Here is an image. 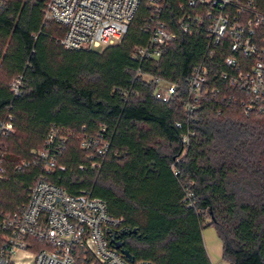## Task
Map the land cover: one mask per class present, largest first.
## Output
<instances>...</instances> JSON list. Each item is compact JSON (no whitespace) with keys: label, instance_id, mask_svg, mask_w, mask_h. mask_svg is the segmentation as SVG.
I'll return each instance as SVG.
<instances>
[{"label":"trees","instance_id":"obj_1","mask_svg":"<svg viewBox=\"0 0 264 264\" xmlns=\"http://www.w3.org/2000/svg\"><path fill=\"white\" fill-rule=\"evenodd\" d=\"M46 1L6 0L0 9V120L7 113L14 117V131L0 135L7 171L0 210L11 212L25 202L35 178L44 174L70 194L84 190L103 199L122 229L135 230L122 235L135 260L212 264L202 230L213 226L223 261L264 264V112L246 114L233 101L243 93L214 67L193 111L196 121L188 122L187 81L203 58L206 32L181 31L186 0H160V19L176 39L158 59L140 62L131 55L148 41L142 24L155 13L149 3L140 5L119 43L70 50L56 40L64 29L43 23ZM257 2L264 9V0ZM226 53L224 48L213 59ZM148 74L178 85L168 102L154 97ZM18 76L15 94L11 84ZM213 87L217 93L210 92ZM53 126L67 136L52 156L55 168L46 172L40 162L15 172L16 164L31 159V150L44 147ZM187 126L194 135L182 152ZM101 128L109 142L104 157L80 148L82 135Z\"/></svg>","mask_w":264,"mask_h":264},{"label":"built area","instance_id":"obj_2","mask_svg":"<svg viewBox=\"0 0 264 264\" xmlns=\"http://www.w3.org/2000/svg\"><path fill=\"white\" fill-rule=\"evenodd\" d=\"M5 2L0 0V9ZM143 2L155 7V13L143 19L142 29L149 34L147 43L136 46L131 56L139 62L156 60L161 49L176 39V34L160 19V0H47L43 23H55L64 29L56 40L65 49L103 48L121 41ZM178 23L187 34L201 28L206 32L203 58L193 66L187 81L184 109L188 122L196 121L192 114L214 67L219 68L220 78L230 88L243 93V97L233 101L246 114L263 113L264 9L257 0H186ZM224 48L227 53L215 61V54ZM140 73L139 68L136 75ZM147 77L155 85L154 97L162 102H168L178 88L163 78L150 74ZM20 87L18 76L11 90L17 94ZM210 92L217 93L218 89L213 87ZM13 121L10 113L0 120V135L14 131ZM174 125L183 127L182 122ZM104 132L101 128L93 136L82 135L80 148H91L95 155L104 157L109 150ZM193 135L187 126L180 138L182 152L187 150ZM66 140V131L53 126L44 147L31 150V159L21 160L13 170L21 172L33 163L43 162L44 170L49 172L56 166L52 156L64 148ZM6 174L0 154V181ZM120 230L122 220L109 213L103 199L84 190L70 194L39 174L29 187L25 202L11 212L0 210V264H154L144 259L130 261L116 249L110 232L117 234Z\"/></svg>","mask_w":264,"mask_h":264},{"label":"crops","instance_id":"obj_3","mask_svg":"<svg viewBox=\"0 0 264 264\" xmlns=\"http://www.w3.org/2000/svg\"><path fill=\"white\" fill-rule=\"evenodd\" d=\"M203 229L202 237L206 252L212 264H228L227 262L222 260V243L220 239L217 237L215 229L214 232L211 230ZM221 259V262H219Z\"/></svg>","mask_w":264,"mask_h":264},{"label":"water","instance_id":"obj_4","mask_svg":"<svg viewBox=\"0 0 264 264\" xmlns=\"http://www.w3.org/2000/svg\"><path fill=\"white\" fill-rule=\"evenodd\" d=\"M135 232V230H127L125 231L124 229L120 230L117 234L110 232L111 235V243L114 245V247L130 261L134 259L133 255L124 247V243L122 241H119L118 238L121 237L125 233H132Z\"/></svg>","mask_w":264,"mask_h":264},{"label":"rangeland","instance_id":"obj_5","mask_svg":"<svg viewBox=\"0 0 264 264\" xmlns=\"http://www.w3.org/2000/svg\"><path fill=\"white\" fill-rule=\"evenodd\" d=\"M209 217L206 216V222H209ZM208 228H210L209 230H211L212 232H214V227L213 226H205L204 229L208 230ZM219 262H221V259H219Z\"/></svg>","mask_w":264,"mask_h":264},{"label":"flooded vegetation","instance_id":"obj_6","mask_svg":"<svg viewBox=\"0 0 264 264\" xmlns=\"http://www.w3.org/2000/svg\"><path fill=\"white\" fill-rule=\"evenodd\" d=\"M119 241H122L124 243V240L122 239V236L118 238Z\"/></svg>","mask_w":264,"mask_h":264}]
</instances>
